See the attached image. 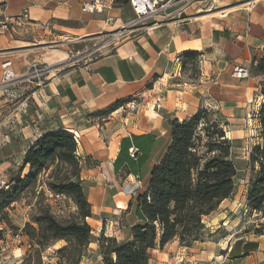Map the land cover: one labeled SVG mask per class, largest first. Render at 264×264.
Wrapping results in <instances>:
<instances>
[{
    "label": "crops",
    "instance_id": "obj_1",
    "mask_svg": "<svg viewBox=\"0 0 264 264\" xmlns=\"http://www.w3.org/2000/svg\"><path fill=\"white\" fill-rule=\"evenodd\" d=\"M92 1L67 0L49 8L36 0H4L7 21L23 23L25 28L19 33L21 38L0 32V70L5 59L13 61L17 75H24L34 62L54 69L49 82L33 98L40 109L26 130L34 142L50 131L65 129L75 135L80 156L93 157L114 176L119 175L113 164L121 141L153 135L152 160L145 166L150 170L163 138L168 141L167 128L160 130L163 115L179 111L182 115L176 113L171 120H186L199 111L208 91L216 99L238 96L240 81L232 77L234 68L248 67L264 48V0H199L190 6L179 5L170 16L155 18L158 26L125 32L123 40L97 57L93 54L111 43L105 44L107 33L122 30L134 15L129 3L123 5L119 0H103L104 13L84 14L83 4ZM108 17L113 19L112 25L106 23ZM52 20H64L68 25L50 24ZM27 25L32 27L29 31ZM35 28L41 32L36 34ZM38 38L45 41L36 42ZM187 53H198V61L204 58L202 65H195L202 74L193 85L182 73ZM139 98L143 103L127 118L119 116L122 107L109 118L99 115ZM179 105L182 108L178 109ZM99 121L105 123L102 128ZM104 128L108 144L101 137ZM259 218L253 223L255 230L244 237L239 235L242 226L238 229L236 223L229 230L232 236L228 242L185 248L196 251L188 261L264 264V214Z\"/></svg>",
    "mask_w": 264,
    "mask_h": 264
},
{
    "label": "trees",
    "instance_id": "obj_2",
    "mask_svg": "<svg viewBox=\"0 0 264 264\" xmlns=\"http://www.w3.org/2000/svg\"><path fill=\"white\" fill-rule=\"evenodd\" d=\"M127 3L129 0L123 1V5ZM198 58V53L183 55L186 62L183 68L195 67ZM255 70L264 75V62ZM122 106L123 103L117 104L99 115H107ZM205 119L206 113L199 111L190 119L166 122L168 142L160 158L147 169L146 189L137 197L136 223L130 231L132 239L122 244L112 238L98 240L102 264H153L151 251L176 240L181 247L191 248L203 238L205 218L236 196L239 170L230 160L231 143L216 122L205 125L207 140L202 142L197 130ZM258 120L261 144L255 146L250 156L254 175L246 205L250 211L264 214V104ZM154 147L153 135L123 139L113 164L114 172L140 179L146 164L152 160ZM132 148L139 151L135 158L130 155ZM87 160L79 155L74 134L65 129L50 131L29 147L19 175L11 180L8 190L0 192L3 201L0 215L23 197L36 200L34 204L28 203L32 214L23 232L35 249L37 264H43L42 253L47 248L60 242L64 245L56 251L58 264H81L93 241V230L88 223L93 218L92 205L82 177ZM48 194L71 203L74 212L59 218ZM2 234L0 230V240Z\"/></svg>",
    "mask_w": 264,
    "mask_h": 264
},
{
    "label": "rangeland",
    "instance_id": "obj_3",
    "mask_svg": "<svg viewBox=\"0 0 264 264\" xmlns=\"http://www.w3.org/2000/svg\"><path fill=\"white\" fill-rule=\"evenodd\" d=\"M66 1L36 0L39 5L49 8L59 7V5ZM123 1L119 0L121 3ZM4 9L5 2L4 0H0V32L8 33L9 31L17 35L18 38H21L19 33H23L25 26L23 23L17 25L16 23L7 21ZM23 15L26 14L24 13ZM22 18H25V16ZM50 24H57L63 27H67L68 25L64 20H52ZM29 28H32L31 25L26 26L28 31ZM35 30L36 34L41 32V29L35 28ZM121 32L122 30L110 34L107 33L109 37L106 36L105 44L109 41L111 42L110 45L101 49V51L95 52L93 57L106 54L113 46L112 44L123 40L126 36H124L125 32L119 35ZM108 38L111 39L109 40ZM43 41L45 39L38 38L36 42L42 43ZM261 62H264V48L261 50L259 57L254 58L250 65L246 67L249 71V78L239 80L240 89L238 96L216 99L208 91L201 100L199 111L206 113V119L202 121L197 133L203 139L202 142H205L207 140L204 131L205 125L208 122L217 123L219 129L224 132L226 139L231 143L230 160L233 161L239 170V180L236 196L231 200L225 201L216 212L205 218L203 238L200 242L195 243L196 245L194 244V246H200L201 243L206 242H228L229 237L232 236L229 230L236 223H239L238 229L242 226V229L239 230V235L244 237L248 232L255 230L253 223L255 220H260L259 215L263 214L250 211L246 205L247 190L254 175L250 156L255 146L261 144V128L258 114L264 104V75L255 70V67ZM182 73L189 79V85H193L195 81H199L202 71L188 66L183 68ZM39 88L36 84H29L27 82L12 85L0 83V177L4 178L9 184H11L13 178L19 175L27 151L34 143V137L31 136V132L26 130V128L37 119L35 115L40 108L33 98ZM135 101L137 107H140L141 103H143L140 98ZM128 103L123 105L119 111V116L122 118H127L128 115L136 113L137 109L134 111L127 109ZM155 108L158 109V105ZM177 108H182V105H179ZM176 113L182 115V112L179 111L167 116L162 114L164 124L160 127V130L166 129V122L171 120V117H175ZM31 115H34L35 118L31 119ZM105 117H111L110 113ZM180 117L182 118V116ZM109 122L111 121H107V123ZM103 124L105 123H100V128L103 127ZM105 131L106 128L102 129L100 133L103 142L108 144L109 140L106 139ZM163 140L164 142L161 143L157 154L154 155V163L162 155L163 144L168 142L165 138ZM200 148L204 151L203 147ZM85 158H88V160L83 178L86 182L89 201L93 211V218L88 220L93 230V241L88 247L81 264H102L103 257H101V245L98 243V240H101L103 237L112 238L122 244L132 239L130 231L131 226L136 223L135 209L137 197L146 189L145 179L147 178L148 170H144L141 178L138 180L124 172L112 176L107 168H102L101 162L90 156H85ZM56 200L52 205H54L55 212L59 218H66L74 212L71 203L61 199ZM2 202L0 201V205ZM28 203L34 204L36 200L23 197L18 202L1 211L0 230H2L3 234L0 240V264H37L35 249L31 246L29 239L23 232L25 225L30 222V215L32 214V207L28 206ZM63 245L64 243H58L54 247L47 248L42 253V263L58 264L59 256L56 254V251ZM180 250L181 252H179ZM195 253L196 251L193 250H185V247H181L176 240L162 249L157 247L151 251V259L153 264H201L197 262V259L188 261L189 257H194L190 255ZM33 255H35L34 259L32 258ZM30 257L32 260L29 259Z\"/></svg>",
    "mask_w": 264,
    "mask_h": 264
},
{
    "label": "built area",
    "instance_id": "obj_4",
    "mask_svg": "<svg viewBox=\"0 0 264 264\" xmlns=\"http://www.w3.org/2000/svg\"><path fill=\"white\" fill-rule=\"evenodd\" d=\"M199 0H129V6L133 12L134 18L128 25L122 28L123 32H134L139 29H149L158 26L160 23L155 21L159 16H170V11L179 6H190ZM215 1V0H213ZM106 6L103 0H93L83 4L82 12L84 14H101L104 13ZM108 25H112L113 19H106ZM116 38V36H115ZM198 63L202 65L204 58L200 57ZM54 73V69L50 66L34 62L30 65L28 71L24 75H17L14 70V64L11 59H5L1 64V84L12 85L18 83L36 84L43 88L49 81L50 76ZM232 77L237 80H245L249 78V71L246 67L236 66L232 72ZM127 109L134 111L137 109L136 101L132 100L127 104ZM139 153L138 149L132 148L130 155L132 158ZM214 154V153H213ZM137 180L138 177H135ZM10 184L0 177V192L8 190ZM49 198L54 199L53 195L48 194ZM56 199H61L56 197Z\"/></svg>",
    "mask_w": 264,
    "mask_h": 264
},
{
    "label": "bare ground",
    "instance_id": "obj_5",
    "mask_svg": "<svg viewBox=\"0 0 264 264\" xmlns=\"http://www.w3.org/2000/svg\"><path fill=\"white\" fill-rule=\"evenodd\" d=\"M119 35H121V33H120ZM116 36H117V35H116Z\"/></svg>",
    "mask_w": 264,
    "mask_h": 264
}]
</instances>
